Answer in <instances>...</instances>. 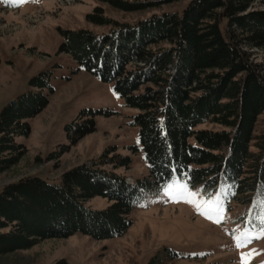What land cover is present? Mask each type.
<instances>
[{
    "label": "trees",
    "instance_id": "obj_1",
    "mask_svg": "<svg viewBox=\"0 0 264 264\" xmlns=\"http://www.w3.org/2000/svg\"><path fill=\"white\" fill-rule=\"evenodd\" d=\"M131 12L179 0H103ZM256 0H189L181 13H153L117 21L97 6L86 14L109 30L62 29L59 51L104 82H112L138 128L147 174L130 184L106 165L128 167L129 156L110 146L90 164L65 172L59 184L40 177L7 183L0 192V254L39 240L83 233L94 239L120 236L146 189L173 179L211 191L220 183L236 197L264 194V132L254 134L264 112V72L248 48L264 50V10L243 14ZM50 72L30 79L37 90L19 94L0 112V172L25 153L15 136L28 135V120L44 109ZM94 112L81 110L65 127L71 142L95 130ZM206 124L218 125L214 129ZM254 146L256 150H251ZM106 197L104 209L85 201Z\"/></svg>",
    "mask_w": 264,
    "mask_h": 264
},
{
    "label": "rangeland",
    "instance_id": "obj_2",
    "mask_svg": "<svg viewBox=\"0 0 264 264\" xmlns=\"http://www.w3.org/2000/svg\"><path fill=\"white\" fill-rule=\"evenodd\" d=\"M188 2L126 12L103 0H26L20 4L0 0V112L19 94L37 90L29 83L32 77L50 72L47 86L41 89L48 103L28 120L29 134L15 136L25 153L0 172V192L5 184L28 176L59 184L63 172L90 164L110 146L121 156H129L130 162L128 167L108 164L106 169L132 183L147 174L138 128L131 122L136 110L124 104L112 82L102 81L59 51L60 30L108 31V26L86 21V14L97 6L112 19L136 22L163 11L181 13ZM255 10H264V0L254 1L243 14ZM248 51L264 72V50L253 47ZM83 109L94 112L88 117L94 119L95 130L73 143L65 127ZM263 132L264 112L254 126V134ZM251 150L256 148L251 146ZM250 196L241 201L245 196L236 197L227 183L205 191L173 179L142 193L130 211L131 224L120 236L94 239L74 233L42 239L30 248L0 254V264H264V194ZM110 203L99 195L85 201L92 209H104Z\"/></svg>",
    "mask_w": 264,
    "mask_h": 264
},
{
    "label": "snow or ice",
    "instance_id": "obj_3",
    "mask_svg": "<svg viewBox=\"0 0 264 264\" xmlns=\"http://www.w3.org/2000/svg\"><path fill=\"white\" fill-rule=\"evenodd\" d=\"M12 2L17 3V4H20V3H24V2H26V0H12ZM198 207H199V206H198ZM208 218L211 219V218H212L211 215H209ZM217 222H219V221H217ZM261 234H264V232H262ZM236 239L238 240L239 238L236 237ZM237 246L239 247L240 245L237 244ZM242 261H243V257H242Z\"/></svg>",
    "mask_w": 264,
    "mask_h": 264
}]
</instances>
